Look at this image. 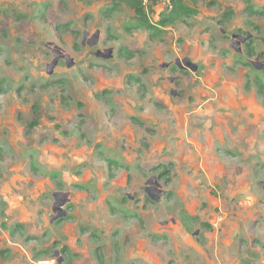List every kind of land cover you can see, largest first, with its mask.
Wrapping results in <instances>:
<instances>
[{"label":"rangeland","instance_id":"rangeland-1","mask_svg":"<svg viewBox=\"0 0 264 264\" xmlns=\"http://www.w3.org/2000/svg\"><path fill=\"white\" fill-rule=\"evenodd\" d=\"M165 1L0 0V264H264V0Z\"/></svg>","mask_w":264,"mask_h":264},{"label":"trees","instance_id":"trees-1","mask_svg":"<svg viewBox=\"0 0 264 264\" xmlns=\"http://www.w3.org/2000/svg\"><path fill=\"white\" fill-rule=\"evenodd\" d=\"M122 2H125L126 4H128V6H130L131 8H133L135 10L136 15L138 16V18L142 21V24L145 25L146 27L152 29L153 31L157 30V28L154 26V24H152L149 20V14L148 12L145 10L143 4H142V0H120ZM195 2H197V0H193ZM245 2L248 4V9H251V0H245ZM185 6L182 3V0H177L176 4H174L173 10L171 12H168L166 15L163 16V18L161 19V25H164L166 23H174L179 17L186 15V12L184 13V11L187 10V12L191 11L192 14L197 13V11L193 8H184ZM180 8H184L183 10H180ZM263 12V11H260ZM161 32V30L159 29L158 32ZM159 32V33H160ZM261 87H263V85H261Z\"/></svg>","mask_w":264,"mask_h":264},{"label":"crops","instance_id":"crops-1","mask_svg":"<svg viewBox=\"0 0 264 264\" xmlns=\"http://www.w3.org/2000/svg\"><path fill=\"white\" fill-rule=\"evenodd\" d=\"M185 7V9H187V8H193V9H195V7H194V5L193 6H191V5H186V4H183ZM196 10V9H195ZM186 12V15H183V16H181V17H179L178 18V20H181V18L183 19V18H185V17H190V16H192V15H195V14H197V13H195V14H192L191 13V11L189 12H187V10L186 11H184V13ZM177 21V20H176ZM186 61H188V59H186ZM190 61V60H189Z\"/></svg>","mask_w":264,"mask_h":264},{"label":"built area","instance_id":"built-area-1","mask_svg":"<svg viewBox=\"0 0 264 264\" xmlns=\"http://www.w3.org/2000/svg\"><path fill=\"white\" fill-rule=\"evenodd\" d=\"M154 1H163V2H166L165 0H142V4H143V6H148V5L152 4ZM168 7L169 8H172L173 7V4H168Z\"/></svg>","mask_w":264,"mask_h":264},{"label":"water","instance_id":"water-1","mask_svg":"<svg viewBox=\"0 0 264 264\" xmlns=\"http://www.w3.org/2000/svg\"><path fill=\"white\" fill-rule=\"evenodd\" d=\"M111 53H112V49H109V50H108V53H107L104 57H105V58L110 57V56H111ZM97 56H101V53L98 52V53H97ZM185 61H186V60H185ZM185 61H184V62H185ZM187 64H188L190 67H192V65L190 64L189 61L187 62Z\"/></svg>","mask_w":264,"mask_h":264},{"label":"clouds","instance_id":"clouds-1","mask_svg":"<svg viewBox=\"0 0 264 264\" xmlns=\"http://www.w3.org/2000/svg\"><path fill=\"white\" fill-rule=\"evenodd\" d=\"M173 7H174V5H173ZM173 7L171 8V11L173 10ZM171 11H170V12H171Z\"/></svg>","mask_w":264,"mask_h":264},{"label":"bare ground","instance_id":"bare-ground-1","mask_svg":"<svg viewBox=\"0 0 264 264\" xmlns=\"http://www.w3.org/2000/svg\"><path fill=\"white\" fill-rule=\"evenodd\" d=\"M44 264V263H43Z\"/></svg>","mask_w":264,"mask_h":264},{"label":"flooded vegetation","instance_id":"flooded-vegetation-1","mask_svg":"<svg viewBox=\"0 0 264 264\" xmlns=\"http://www.w3.org/2000/svg\"><path fill=\"white\" fill-rule=\"evenodd\" d=\"M187 64V63H186Z\"/></svg>","mask_w":264,"mask_h":264}]
</instances>
